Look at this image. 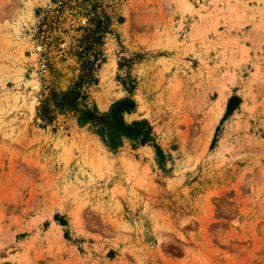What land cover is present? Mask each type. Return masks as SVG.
Instances as JSON below:
<instances>
[{"label":"rangeland","instance_id":"1","mask_svg":"<svg viewBox=\"0 0 264 264\" xmlns=\"http://www.w3.org/2000/svg\"><path fill=\"white\" fill-rule=\"evenodd\" d=\"M0 264H264V0H0Z\"/></svg>","mask_w":264,"mask_h":264},{"label":"trees","instance_id":"2","mask_svg":"<svg viewBox=\"0 0 264 264\" xmlns=\"http://www.w3.org/2000/svg\"><path fill=\"white\" fill-rule=\"evenodd\" d=\"M94 20H97L96 18H94ZM87 30H89V34L88 35H92V37H88L85 36V41L87 40L88 42L90 41L89 39L91 38H95L96 35V29L95 28H88ZM85 44H87V42H85ZM83 44V45H85ZM87 51H83L82 53H79V57H78V61H76V66L78 70V74L77 76L72 79V84H70L69 88L66 91H62L60 94V99L57 102V106L59 108V111L61 112H66L68 110H73L75 108L78 107V105L80 104V98L82 97V91H81V87L82 84L88 81V78L90 77V67L92 66V63L88 60L87 57ZM90 65V67H89ZM40 111H41V115L44 119L46 120H53L54 116L51 114L52 110L48 105V100H45L42 105L40 106ZM56 113L58 112L57 108H55ZM56 117V115H55Z\"/></svg>","mask_w":264,"mask_h":264},{"label":"bare ground","instance_id":"3","mask_svg":"<svg viewBox=\"0 0 264 264\" xmlns=\"http://www.w3.org/2000/svg\"><path fill=\"white\" fill-rule=\"evenodd\" d=\"M224 100H225V98H224Z\"/></svg>","mask_w":264,"mask_h":264}]
</instances>
